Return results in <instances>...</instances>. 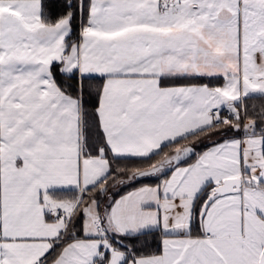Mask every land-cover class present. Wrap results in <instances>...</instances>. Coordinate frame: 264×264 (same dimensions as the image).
<instances>
[{
    "label": "snow or ice",
    "instance_id": "6c2138e0",
    "mask_svg": "<svg viewBox=\"0 0 264 264\" xmlns=\"http://www.w3.org/2000/svg\"><path fill=\"white\" fill-rule=\"evenodd\" d=\"M0 264H264V0H0Z\"/></svg>",
    "mask_w": 264,
    "mask_h": 264
}]
</instances>
